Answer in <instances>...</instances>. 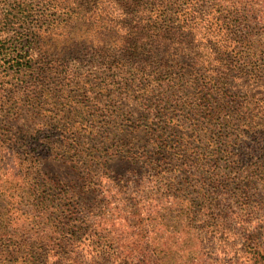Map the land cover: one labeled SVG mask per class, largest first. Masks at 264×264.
<instances>
[{
  "label": "rangeland",
  "instance_id": "374dc122",
  "mask_svg": "<svg viewBox=\"0 0 264 264\" xmlns=\"http://www.w3.org/2000/svg\"><path fill=\"white\" fill-rule=\"evenodd\" d=\"M164 1L127 14L148 32L197 20L187 0ZM195 1L211 16L264 8V0ZM38 7L25 25H7L0 1V45L5 30L46 27L44 12L97 20V8ZM80 23L42 36L66 69L0 78V264H264L251 251L264 252V80L233 72L229 94L243 101L229 104L239 114L233 126L213 131L208 116L198 126L168 124L167 114L185 115L183 91L173 106L156 107L134 79L119 85L124 73L110 66L107 41L96 40L99 22ZM239 28L264 40L255 19ZM234 44L215 57L253 70ZM27 81L36 84H14ZM212 173L227 178L225 194Z\"/></svg>",
  "mask_w": 264,
  "mask_h": 264
},
{
  "label": "trees",
  "instance_id": "16d2710c",
  "mask_svg": "<svg viewBox=\"0 0 264 264\" xmlns=\"http://www.w3.org/2000/svg\"><path fill=\"white\" fill-rule=\"evenodd\" d=\"M0 1L6 8L2 19L7 25L10 23L12 25H25V22L30 18L32 8L37 6H40L38 8H97V20H93V17L85 19L87 16L85 13L82 14V17H78L76 14L68 12L65 14L67 16H59L56 20V18H51L49 13L44 12L45 14H42L41 18H46V27L32 24L26 26L25 31L20 28L14 30L15 32L5 30L9 40L8 43L4 42L0 45L1 79L5 76L19 78L21 74L28 76L35 72L51 73V71H56L59 68L66 69V65H56V62L50 60L51 47L42 39V36L47 38L54 29L66 28L75 21H81L82 27H87L86 22L98 21L99 24L95 28H102L100 31L102 37L96 40L99 42L101 39L107 41L104 54L110 58V66L121 68L120 71L124 73L122 80L118 82L119 85L127 84L131 79H134L133 89L141 90L147 99L155 98L156 107H166L167 104L173 106L177 102L175 96L183 91L182 96L185 97L184 104H186L183 108V111H186L185 115L167 114L168 124H171L172 121H184L198 126L204 121L202 119L208 116L213 131L217 127L216 124L224 127L233 126L239 119V114L236 111L230 112L229 104L235 100L243 101L239 100L236 93L229 94L230 88L227 87V84L235 75H241L240 78L252 75L259 81L264 80V61L258 59L260 52L264 53V40L261 37L257 40V38L249 35V30L239 28L241 24H244V21L249 23L255 19L261 23V29L264 30V8L245 10L236 8V11L235 8H219L211 16L208 12L200 11L197 8L199 4L195 0H187L189 8L193 10V15L197 20L189 21L193 19L190 18L182 26H174L170 29L156 27L148 32L146 28L133 24L131 14H127V8H160L163 2L164 8H166V1ZM180 1L177 0V3ZM226 10L231 11V18L226 15ZM83 18L84 21H82ZM94 25L95 23H92L88 27ZM110 30L113 32L108 37ZM234 43L244 46L246 64L251 65L253 70L247 66L227 61L221 64L220 58L215 57L218 54L223 55L221 52L235 45ZM214 57L215 60L213 61ZM126 67L129 68L128 71L132 70L129 76L125 75ZM133 73L135 75H132ZM139 74L140 78L148 76L151 79H140L136 82L135 78ZM40 83L45 85V82L40 81ZM14 84L18 89L28 90L26 88L36 84V82L27 81L25 84L19 82ZM118 89L121 87L119 86ZM230 96L233 98L228 99ZM202 105H205L206 108L203 109ZM17 108V106L13 108L14 113V109L17 110ZM205 112L207 115L204 114ZM138 159L139 164L142 162L146 165L151 163L149 162L150 158L146 159L144 156H139ZM218 176L217 173L211 175L215 179L213 184L215 190L222 195L225 194L227 178L219 180ZM255 249L251 250L252 253L258 252L261 257H264V252Z\"/></svg>",
  "mask_w": 264,
  "mask_h": 264
}]
</instances>
